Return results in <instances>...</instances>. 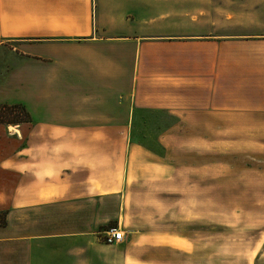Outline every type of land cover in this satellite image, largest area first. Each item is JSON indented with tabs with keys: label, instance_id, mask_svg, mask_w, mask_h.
Wrapping results in <instances>:
<instances>
[{
	"label": "crops",
	"instance_id": "0c3cea01",
	"mask_svg": "<svg viewBox=\"0 0 264 264\" xmlns=\"http://www.w3.org/2000/svg\"><path fill=\"white\" fill-rule=\"evenodd\" d=\"M164 2L0 0V103L20 90L53 99L41 110L18 99L29 120L0 122V264H114L81 205L101 189L95 181L90 191L95 143L112 141L113 128L133 125L138 111L166 108L200 127L264 114V24L213 34L193 11ZM240 44L255 51L243 54Z\"/></svg>",
	"mask_w": 264,
	"mask_h": 264
},
{
	"label": "rangeland",
	"instance_id": "374dc122",
	"mask_svg": "<svg viewBox=\"0 0 264 264\" xmlns=\"http://www.w3.org/2000/svg\"><path fill=\"white\" fill-rule=\"evenodd\" d=\"M164 4L193 11L200 17L195 21L209 25L213 34H250L264 24L257 19L261 12L264 19V0ZM180 15L178 25L186 24ZM239 48L243 54L255 51L249 44ZM124 66L128 81L132 63L125 60ZM154 68L151 63L149 69ZM36 78L44 79L42 73ZM147 90L154 96L153 85ZM18 99L38 110L53 102L22 90L3 96L8 106L22 104ZM3 105V120L26 117L22 107ZM240 118V125L200 127L186 124L185 114L148 109L137 112L133 125L114 127L112 141L95 143L99 164L90 173V191L96 192L95 181L101 189L86 194L96 197L94 202L84 198L81 205L84 223L97 220L94 244L112 247L114 264L124 259L129 264H264V114ZM105 150L108 157L101 158ZM118 227L123 240L106 243V231Z\"/></svg>",
	"mask_w": 264,
	"mask_h": 264
},
{
	"label": "built area",
	"instance_id": "2783aa9c",
	"mask_svg": "<svg viewBox=\"0 0 264 264\" xmlns=\"http://www.w3.org/2000/svg\"><path fill=\"white\" fill-rule=\"evenodd\" d=\"M124 238L123 231L120 228H112L106 231L105 242L109 244H114L122 241Z\"/></svg>",
	"mask_w": 264,
	"mask_h": 264
},
{
	"label": "trees",
	"instance_id": "16d2710c",
	"mask_svg": "<svg viewBox=\"0 0 264 264\" xmlns=\"http://www.w3.org/2000/svg\"><path fill=\"white\" fill-rule=\"evenodd\" d=\"M17 107H22V109L24 110L25 112V115L26 117L24 119H19V120H16L18 122H22V121H28L29 120V114L27 113V111L25 110V108L21 105H18V104H14V105H3V108L5 109H8V108H17ZM0 122L3 123V122H8V121H5L3 120L2 116H0ZM5 224V212H0V225H3Z\"/></svg>",
	"mask_w": 264,
	"mask_h": 264
},
{
	"label": "bare ground",
	"instance_id": "6f19581e",
	"mask_svg": "<svg viewBox=\"0 0 264 264\" xmlns=\"http://www.w3.org/2000/svg\"><path fill=\"white\" fill-rule=\"evenodd\" d=\"M9 130H10V131L13 130L15 133L17 132V130H16L14 127H11V126L9 127Z\"/></svg>",
	"mask_w": 264,
	"mask_h": 264
}]
</instances>
